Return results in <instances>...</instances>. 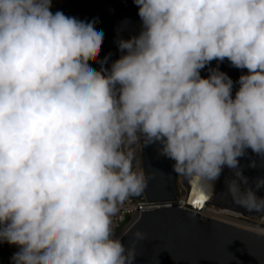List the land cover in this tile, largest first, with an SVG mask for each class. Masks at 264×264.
<instances>
[{
	"label": "clouds",
	"instance_id": "1",
	"mask_svg": "<svg viewBox=\"0 0 264 264\" xmlns=\"http://www.w3.org/2000/svg\"><path fill=\"white\" fill-rule=\"evenodd\" d=\"M134 2L141 30L98 70L95 19L0 0V243L19 246L12 264H132L114 218L148 185L133 168L138 142H161L192 184L225 165L247 184L238 158L264 157V0ZM225 58L248 69L235 96L226 72L200 74ZM227 191L260 213L251 230L264 236V197L237 179Z\"/></svg>",
	"mask_w": 264,
	"mask_h": 264
},
{
	"label": "water",
	"instance_id": "2",
	"mask_svg": "<svg viewBox=\"0 0 264 264\" xmlns=\"http://www.w3.org/2000/svg\"><path fill=\"white\" fill-rule=\"evenodd\" d=\"M107 3L111 15L108 19L106 50L100 59L92 62L98 70L102 67L110 69L112 62L122 55L117 41L137 35L142 26L138 5L134 0H107ZM106 56L108 58L104 60ZM217 67L232 78L233 89L238 83L239 74L245 71V68H237L225 58L223 61L212 60L200 70V74L207 77ZM162 147L159 141L144 145L140 142L141 169L146 170L149 176L144 190L149 201L177 198L176 173L173 168L175 161L162 154ZM248 153L257 154L248 148L238 158V167L247 177V184L239 181L235 169L223 166L220 176L211 180L215 182L216 194L208 204L240 209L248 213L247 217L255 214L237 204L227 191L228 182L237 179L242 187H251L258 197H264V186L256 187L257 179L264 177V157L258 154L252 166L253 163L245 158ZM191 179L183 180L186 187L185 208L177 206L147 211L120 237L126 249L133 245L136 248L132 264H264V236L201 215L196 209L200 206L192 202L195 183L192 184ZM205 179L201 178L200 181ZM137 229L144 233L141 240L134 236ZM5 261L6 258H3L2 262Z\"/></svg>",
	"mask_w": 264,
	"mask_h": 264
},
{
	"label": "built area",
	"instance_id": "3",
	"mask_svg": "<svg viewBox=\"0 0 264 264\" xmlns=\"http://www.w3.org/2000/svg\"><path fill=\"white\" fill-rule=\"evenodd\" d=\"M133 168L141 169V163L138 158V162H135L133 160ZM183 177L176 174V183H177V198L176 200H170V201H149L144 193V191L138 195V196H131L123 206H121L119 213L114 218L115 220V226H116V235H119L120 237L128 230L130 229L141 217L142 215L151 210H157V209H166V208H173L180 205V203L184 200L182 194L183 191L186 190V187L182 183ZM178 192L181 193V195H178ZM207 207H210V204L205 205ZM215 210H219L221 208L226 207H218L215 205H212ZM231 208V207H228ZM234 209V208H231ZM237 210V209H235ZM243 219L247 221L257 222L250 219V217H247L246 215L243 217ZM261 221H259L260 223ZM19 250L18 245L10 244L9 248L6 250L7 254L0 253V264H12L11 257L12 255ZM3 258H6L5 262H2Z\"/></svg>",
	"mask_w": 264,
	"mask_h": 264
},
{
	"label": "bare ground",
	"instance_id": "4",
	"mask_svg": "<svg viewBox=\"0 0 264 264\" xmlns=\"http://www.w3.org/2000/svg\"><path fill=\"white\" fill-rule=\"evenodd\" d=\"M183 180H184V178L182 179V183H183ZM214 183L215 182H212V181L207 180V179L195 183L194 191L192 193V202H194L195 199H197L199 197V191H202L206 196L209 197L202 205H198V206H200V208L197 207L196 209L199 210L201 215L206 216L205 214H208V215H210L211 218L216 219L218 221H221L223 223L252 231L251 229L255 225H257L258 222H252V221H247V220L243 219V217L245 215H247L248 213H245L240 209L235 210V209H231L228 207L221 208L219 210H215V209H212L213 207L205 206L208 204V202H210V199L213 198V196L216 194V191H215L216 186ZM184 202H185V197L179 206L182 208H185ZM249 212H255V214H254L255 216L259 215V212H256L255 210H252ZM224 215H227V216H224ZM207 217H209V216H207Z\"/></svg>",
	"mask_w": 264,
	"mask_h": 264
},
{
	"label": "trees",
	"instance_id": "5",
	"mask_svg": "<svg viewBox=\"0 0 264 264\" xmlns=\"http://www.w3.org/2000/svg\"><path fill=\"white\" fill-rule=\"evenodd\" d=\"M67 7L77 11H85L88 14L100 10V17L97 24L104 30V38L102 42L104 54L107 46V38L109 35L108 19L111 15L107 0H96L95 4H92V0H68ZM95 60L96 59H91L90 62L92 63ZM134 161L138 162V157H135ZM9 246L10 244L7 242L0 243V253L7 254L6 250L9 248Z\"/></svg>",
	"mask_w": 264,
	"mask_h": 264
},
{
	"label": "rangeland",
	"instance_id": "6",
	"mask_svg": "<svg viewBox=\"0 0 264 264\" xmlns=\"http://www.w3.org/2000/svg\"><path fill=\"white\" fill-rule=\"evenodd\" d=\"M95 2H96V0H92V4H95ZM67 3H68V0H52L51 11L53 13H55L56 11L59 10V11H62L67 16L75 17V18H77L79 20H82V21H85V22H90L93 19H95L96 23L98 22V19L100 17V10L96 11V12H91V13L88 14L85 11H77V10H73V9L67 7ZM102 54H103V48H102V45H101V50H100L99 54L97 56H90L89 60H91V59L98 60V59H100V57L103 56ZM131 147H132V149L135 152V157H138L139 160H140V157H141V154H140V142H138L135 145H132ZM178 195H181V193L178 192ZM185 195H186V190L183 191L182 196L185 197ZM210 205H211L210 207H213L212 204H210ZM205 215L210 217V215H208V214H205ZM224 216H227V215H224ZM250 219L253 220V221H257L259 223L260 214L256 215V216L252 215V216H250Z\"/></svg>",
	"mask_w": 264,
	"mask_h": 264
},
{
	"label": "flooded vegetation",
	"instance_id": "7",
	"mask_svg": "<svg viewBox=\"0 0 264 264\" xmlns=\"http://www.w3.org/2000/svg\"><path fill=\"white\" fill-rule=\"evenodd\" d=\"M247 72H248V69L245 68V71H241V74H239V76L242 75V74H246ZM238 88H239V83H237L236 86H235V88L232 89V95H233V96H235V93H236V91L238 90ZM245 158H246V160H248L249 162L253 163L252 161H253L254 159L258 158V154L255 155L254 153H248V154L246 155ZM261 158H262V157H261Z\"/></svg>",
	"mask_w": 264,
	"mask_h": 264
},
{
	"label": "snow or ice",
	"instance_id": "8",
	"mask_svg": "<svg viewBox=\"0 0 264 264\" xmlns=\"http://www.w3.org/2000/svg\"><path fill=\"white\" fill-rule=\"evenodd\" d=\"M206 197L204 195H199V197L197 199H195L194 203L196 205H202L205 201H206Z\"/></svg>",
	"mask_w": 264,
	"mask_h": 264
}]
</instances>
